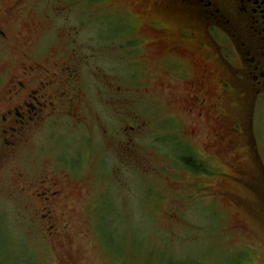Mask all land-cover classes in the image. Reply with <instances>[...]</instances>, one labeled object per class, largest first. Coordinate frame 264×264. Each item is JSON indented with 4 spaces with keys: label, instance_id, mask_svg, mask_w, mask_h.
I'll return each mask as SVG.
<instances>
[{
    "label": "rangeland",
    "instance_id": "374dc122",
    "mask_svg": "<svg viewBox=\"0 0 264 264\" xmlns=\"http://www.w3.org/2000/svg\"><path fill=\"white\" fill-rule=\"evenodd\" d=\"M12 2L0 0V9ZM20 4L5 19L12 40L0 48V70L67 65L78 75L69 93L80 94V118L58 120L0 158V264H264V96L243 114L251 147L243 137L232 151L191 140L187 124L173 131L164 123L185 120L159 89L152 52L127 47L126 18L138 31L145 21L123 1L78 0L63 14L62 3ZM188 156L209 171H193ZM235 166L261 173L256 189L234 180L242 178ZM20 173L66 182L70 239L40 233Z\"/></svg>",
    "mask_w": 264,
    "mask_h": 264
},
{
    "label": "flooded vegetation",
    "instance_id": "af4514ba",
    "mask_svg": "<svg viewBox=\"0 0 264 264\" xmlns=\"http://www.w3.org/2000/svg\"><path fill=\"white\" fill-rule=\"evenodd\" d=\"M40 1L62 3L58 14H63L78 0ZM121 1L135 18L139 15L145 21L142 31H138L132 17L126 18L127 35L131 37L127 47L135 50L142 43L152 52L161 65L159 89L168 90L167 100L179 104L185 120L182 123L178 116L164 123L173 124V131L183 130L187 124L191 140L202 137L204 144H214L218 150L232 151L239 137L251 147L254 141L248 134L250 119L243 114L264 96V0ZM20 3L14 0L0 9V48L11 43L4 31L5 19ZM134 28L138 32L135 37ZM57 67L52 71L41 64L24 62L17 72L1 68L0 158L13 157L31 137L53 129L58 120L80 118V94L69 93L78 75H71L67 65L68 71ZM178 140L182 142L180 137ZM233 169L242 176L234 180L246 189H256L257 182L261 183L257 169L255 175L240 166ZM18 178L22 184L26 181L20 188L25 210L40 224V233L51 240L70 239L74 210L66 207V182L56 177L28 181L22 173Z\"/></svg>",
    "mask_w": 264,
    "mask_h": 264
},
{
    "label": "trees",
    "instance_id": "16d2710c",
    "mask_svg": "<svg viewBox=\"0 0 264 264\" xmlns=\"http://www.w3.org/2000/svg\"><path fill=\"white\" fill-rule=\"evenodd\" d=\"M182 160L186 163V165L191 168L193 171H198V172H208L209 170L205 166L204 163L198 161L194 157H184Z\"/></svg>",
    "mask_w": 264,
    "mask_h": 264
}]
</instances>
